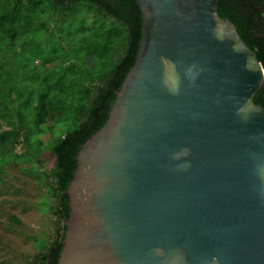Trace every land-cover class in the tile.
<instances>
[{
  "label": "water",
  "instance_id": "1",
  "mask_svg": "<svg viewBox=\"0 0 264 264\" xmlns=\"http://www.w3.org/2000/svg\"><path fill=\"white\" fill-rule=\"evenodd\" d=\"M220 2L137 0L136 59L77 153L57 264H264V71Z\"/></svg>",
  "mask_w": 264,
  "mask_h": 264
},
{
  "label": "trees",
  "instance_id": "2",
  "mask_svg": "<svg viewBox=\"0 0 264 264\" xmlns=\"http://www.w3.org/2000/svg\"><path fill=\"white\" fill-rule=\"evenodd\" d=\"M219 14L264 71V0H221ZM141 29L137 0H0V183L6 167L21 165L56 218L51 242L28 264L58 263L77 153L107 121ZM254 104L264 108V82ZM45 150L50 171L42 170Z\"/></svg>",
  "mask_w": 264,
  "mask_h": 264
},
{
  "label": "rangeland",
  "instance_id": "3",
  "mask_svg": "<svg viewBox=\"0 0 264 264\" xmlns=\"http://www.w3.org/2000/svg\"><path fill=\"white\" fill-rule=\"evenodd\" d=\"M42 140L46 143L48 136ZM41 160L42 170L53 168L50 150ZM20 167H6L0 183V264H28L42 241L51 242L56 228V218L44 206L45 189Z\"/></svg>",
  "mask_w": 264,
  "mask_h": 264
},
{
  "label": "clouds",
  "instance_id": "4",
  "mask_svg": "<svg viewBox=\"0 0 264 264\" xmlns=\"http://www.w3.org/2000/svg\"><path fill=\"white\" fill-rule=\"evenodd\" d=\"M188 73H189V75H190V77L194 80L195 79V73L194 72H192V69L190 68V69H188ZM177 89H172V91H176ZM187 153V150H185V154ZM215 257L213 258V261L215 262Z\"/></svg>",
  "mask_w": 264,
  "mask_h": 264
}]
</instances>
